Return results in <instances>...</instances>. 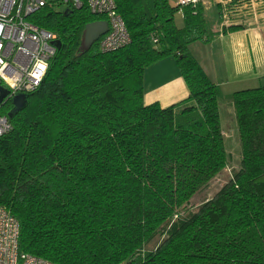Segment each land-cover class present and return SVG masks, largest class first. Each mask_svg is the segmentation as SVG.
I'll list each match as a JSON object with an SVG mask.
<instances>
[{
	"label": "trees",
	"instance_id": "obj_1",
	"mask_svg": "<svg viewBox=\"0 0 264 264\" xmlns=\"http://www.w3.org/2000/svg\"><path fill=\"white\" fill-rule=\"evenodd\" d=\"M113 2L130 42L109 53L101 38L83 45L86 25L103 20L86 8L30 18L59 46L24 107L10 118V101L0 109L11 124L0 137V207L19 224V251L53 264H264V86L231 95L239 165L189 207L228 154L219 88L188 47L241 29L234 21L251 1L216 3L218 29L201 2L153 0L149 13L142 0ZM166 58L188 97L145 105L144 72Z\"/></svg>",
	"mask_w": 264,
	"mask_h": 264
},
{
	"label": "built area",
	"instance_id": "obj_2",
	"mask_svg": "<svg viewBox=\"0 0 264 264\" xmlns=\"http://www.w3.org/2000/svg\"><path fill=\"white\" fill-rule=\"evenodd\" d=\"M198 2L179 0L177 6L181 9ZM61 6L64 10L86 8L89 13L103 17L108 31L98 43L101 53L113 52L129 44V34L113 0H0V86L7 91L0 109L15 96L34 92L43 81L56 55L58 37L34 25L30 18L40 9L59 10ZM150 39L157 44L156 37ZM10 130L8 118L0 114V137ZM19 232L17 220L0 207V264H53L21 253Z\"/></svg>",
	"mask_w": 264,
	"mask_h": 264
},
{
	"label": "crops",
	"instance_id": "obj_3",
	"mask_svg": "<svg viewBox=\"0 0 264 264\" xmlns=\"http://www.w3.org/2000/svg\"><path fill=\"white\" fill-rule=\"evenodd\" d=\"M219 1L214 0L212 5ZM199 2L208 6L206 9L209 12L211 1ZM238 14L234 23L243 24L241 29L217 36L207 44L196 42L188 47L208 78L219 88L224 140L227 137L226 121H229L230 129L231 124L233 130L234 124L236 126L233 108L228 101L231 95L264 86V0H253L250 8H239ZM175 25L179 28L183 26ZM143 89L145 105L158 103L165 108L188 97V90L173 58H166L145 70Z\"/></svg>",
	"mask_w": 264,
	"mask_h": 264
},
{
	"label": "rangeland",
	"instance_id": "obj_4",
	"mask_svg": "<svg viewBox=\"0 0 264 264\" xmlns=\"http://www.w3.org/2000/svg\"><path fill=\"white\" fill-rule=\"evenodd\" d=\"M144 4V8L149 13L150 7H152L153 0H142ZM179 0H168V3L170 6L175 7L177 5ZM211 1V5L209 12H207L206 18H207V24L208 27H212L215 29H218L220 26L216 21V17L213 16V13L215 12L214 10V0H207ZM208 6H206L207 8ZM64 7L61 6L59 8V11H63ZM174 22L178 26L183 25V19L182 15L179 11L176 12L175 17H174ZM222 129H223V124ZM226 138L224 140V144L226 151L228 152V165L226 169H224L220 174H218L212 181H210L204 188H202L199 192L195 194V196L190 200L189 202V207L191 209L199 206L203 202L209 200L212 198L221 188L224 186L231 177L232 172L238 167L239 165V160H240V148H239V139H238V132L236 129V126L234 124V130L231 124V129L229 128L230 123L227 120L226 121ZM235 132V133H234ZM224 135V132H223ZM227 139V143H226ZM157 243V240L152 242L148 247H146L147 250H151L155 247ZM123 264H127V262H124Z\"/></svg>",
	"mask_w": 264,
	"mask_h": 264
},
{
	"label": "water",
	"instance_id": "obj_5",
	"mask_svg": "<svg viewBox=\"0 0 264 264\" xmlns=\"http://www.w3.org/2000/svg\"><path fill=\"white\" fill-rule=\"evenodd\" d=\"M69 10L65 9L64 14H66ZM108 31V26L105 21H95L89 23L85 27L84 35H83V45L85 47H90L92 44L97 42L100 38H102ZM56 47L59 46V42H55ZM7 96V91L4 90L0 86V104ZM26 95H17L12 99L13 109L9 113L8 117L10 118L14 113L18 112L25 105Z\"/></svg>",
	"mask_w": 264,
	"mask_h": 264
},
{
	"label": "flooded vegetation",
	"instance_id": "obj_6",
	"mask_svg": "<svg viewBox=\"0 0 264 264\" xmlns=\"http://www.w3.org/2000/svg\"><path fill=\"white\" fill-rule=\"evenodd\" d=\"M10 103L12 104V100L10 101ZM5 106V105H4Z\"/></svg>",
	"mask_w": 264,
	"mask_h": 264
}]
</instances>
